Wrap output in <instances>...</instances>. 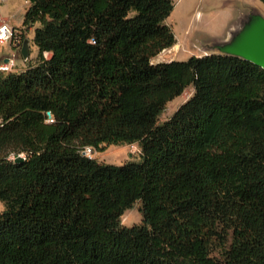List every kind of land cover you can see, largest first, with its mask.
Segmentation results:
<instances>
[{
	"label": "trees",
	"instance_id": "1",
	"mask_svg": "<svg viewBox=\"0 0 264 264\" xmlns=\"http://www.w3.org/2000/svg\"><path fill=\"white\" fill-rule=\"evenodd\" d=\"M25 1L37 58L0 73V264H264V70L153 63L173 0ZM130 144L121 165L81 152Z\"/></svg>",
	"mask_w": 264,
	"mask_h": 264
},
{
	"label": "rangeland",
	"instance_id": "2",
	"mask_svg": "<svg viewBox=\"0 0 264 264\" xmlns=\"http://www.w3.org/2000/svg\"><path fill=\"white\" fill-rule=\"evenodd\" d=\"M173 1L175 3V9L169 18H167L166 23L171 26L175 33L177 42L174 46L178 45V49L171 51V53H167L168 50L174 47L172 46L162 51L153 59V63L171 60H186L193 55L202 56L216 53L210 50L207 41L204 40L224 38L227 34L229 25L241 14L246 15L256 12L264 16V5L259 0ZM23 3H25L24 0H7L5 2L0 0V5H4L3 10L0 8V16L3 14V11L12 12L15 14L13 18L14 25H18L22 20L23 14H25L23 13L24 10L22 11V8H20ZM17 28L22 32V43L26 39L30 40V56L25 60V69L30 61L34 63L37 58L38 49L34 45L33 39H31V36L34 35L36 26L24 29L21 25ZM9 52L10 47L0 46V55ZM49 56V54H46V57ZM193 93L194 88L188 87L181 96L170 101L160 116L159 122L169 119L174 112L193 95ZM140 153L141 150L137 144L125 146L112 145L103 151H96L93 158L101 163L121 165L128 161L139 160ZM22 156L24 157V155ZM10 158L15 159V156H11ZM4 211L5 205L0 201V213ZM120 220L122 226L130 227L141 224L143 222L141 202H136L133 207L126 210Z\"/></svg>",
	"mask_w": 264,
	"mask_h": 264
},
{
	"label": "water",
	"instance_id": "3",
	"mask_svg": "<svg viewBox=\"0 0 264 264\" xmlns=\"http://www.w3.org/2000/svg\"><path fill=\"white\" fill-rule=\"evenodd\" d=\"M227 30L224 38L204 40L207 41L210 50L218 54L238 57L264 70V16L256 12L241 14ZM20 53L24 60L29 58L30 40L23 41ZM24 160L21 155L15 158V162Z\"/></svg>",
	"mask_w": 264,
	"mask_h": 264
},
{
	"label": "built area",
	"instance_id": "4",
	"mask_svg": "<svg viewBox=\"0 0 264 264\" xmlns=\"http://www.w3.org/2000/svg\"><path fill=\"white\" fill-rule=\"evenodd\" d=\"M22 40L23 36L21 30L0 16V46L10 47L9 53H2L0 55V73L21 72L24 70L25 60L22 59L20 54ZM47 121H54L51 114H48ZM81 152L83 155L93 158L95 149L87 146L84 147Z\"/></svg>",
	"mask_w": 264,
	"mask_h": 264
},
{
	"label": "crops",
	"instance_id": "5",
	"mask_svg": "<svg viewBox=\"0 0 264 264\" xmlns=\"http://www.w3.org/2000/svg\"><path fill=\"white\" fill-rule=\"evenodd\" d=\"M1 1L5 2V1H7V0H1ZM24 2H25V3H23V5L21 4V6H20V8H22V11L24 10L23 13H25L26 8L28 7V2H26L25 0H24ZM3 6H4L3 4L0 5V8H1L2 10L4 9ZM20 8H19V9H20ZM14 15H15V14H13L12 12H8V11H5V12H4V11H3V14L1 15V17H2L4 20L9 21L12 25H14V22H13ZM23 16H24V14H23ZM23 16H22V20L20 21V23H19L18 25H14V26L19 27V26L22 25ZM33 37H34V35L31 36V39H33ZM124 146H125V145H124Z\"/></svg>",
	"mask_w": 264,
	"mask_h": 264
},
{
	"label": "bare ground",
	"instance_id": "6",
	"mask_svg": "<svg viewBox=\"0 0 264 264\" xmlns=\"http://www.w3.org/2000/svg\"><path fill=\"white\" fill-rule=\"evenodd\" d=\"M177 49H178V45H176L173 48H171L170 50H168L167 53H171V51L177 50Z\"/></svg>",
	"mask_w": 264,
	"mask_h": 264
},
{
	"label": "clouds",
	"instance_id": "7",
	"mask_svg": "<svg viewBox=\"0 0 264 264\" xmlns=\"http://www.w3.org/2000/svg\"><path fill=\"white\" fill-rule=\"evenodd\" d=\"M130 145H134V144H130ZM96 152V151H95ZM22 156V155H21ZM15 158H16V156H15ZM11 159V158H10Z\"/></svg>",
	"mask_w": 264,
	"mask_h": 264
}]
</instances>
